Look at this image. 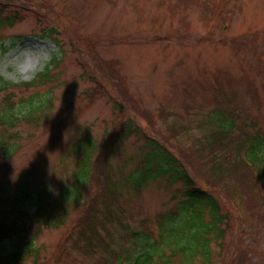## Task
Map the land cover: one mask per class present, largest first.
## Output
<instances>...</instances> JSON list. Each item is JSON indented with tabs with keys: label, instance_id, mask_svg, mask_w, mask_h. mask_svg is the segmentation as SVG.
Masks as SVG:
<instances>
[{
	"label": "rangeland",
	"instance_id": "374dc122",
	"mask_svg": "<svg viewBox=\"0 0 264 264\" xmlns=\"http://www.w3.org/2000/svg\"><path fill=\"white\" fill-rule=\"evenodd\" d=\"M7 17L12 27L2 24ZM49 30L58 46L43 38ZM53 61L47 83L0 91L1 117L22 119L29 104H46L30 123L0 126V142L17 145L10 160L0 154V222H22L25 230L2 242L0 258L33 241L31 254L18 264H115L112 251H83L81 207L70 209L59 229L40 234L34 221L13 215L21 191L31 195L23 201L31 217L36 192L43 198L48 190V213L63 207L60 194L73 182L79 159L72 149L81 138L90 136L95 145L92 164L106 158L82 198L89 201L108 184L121 194L118 221L99 234L114 251L136 254L130 232L158 239L159 215L176 211L182 201L178 187L162 180L139 191L127 188L144 156L142 135L177 157L202 187L190 151L215 131L212 114L232 116L236 137L245 127L264 138V0H0V78L30 83ZM127 118L141 135L121 140ZM208 184L225 217L211 264H264V186L234 206L224 190Z\"/></svg>",
	"mask_w": 264,
	"mask_h": 264
},
{
	"label": "trees",
	"instance_id": "16d2710c",
	"mask_svg": "<svg viewBox=\"0 0 264 264\" xmlns=\"http://www.w3.org/2000/svg\"><path fill=\"white\" fill-rule=\"evenodd\" d=\"M5 21L2 24L13 26L12 17L5 18ZM42 35L54 45H59L55 32L43 31ZM56 62L58 61H53L30 83L11 85L0 78V91L14 88L30 90L47 83L50 78V66H54ZM13 107L14 105L11 104L10 109L12 110ZM45 108V102L35 104L33 107L29 104L22 119L18 116L16 118L12 113L4 117L0 116V126L14 128L20 120L30 123L35 114L42 113ZM225 115L230 116L223 112L211 115L210 120L213 123L210 122L216 124L215 131L205 135L199 147L194 146L190 151L195 158L198 175L203 180L201 184L205 187L199 186L184 164L165 147L142 135L144 143L140 150L144 156L136 171L127 178L126 184L129 186L127 188L139 191L150 183L162 180L167 185L178 187L176 192L182 201L180 207L174 208L176 211L163 216L159 215L160 236L158 239L155 240L146 232H130L129 244L132 245L130 249H139V255L129 251L121 253L114 251V245L111 247L108 242L104 243V237L99 234V231H102L107 235V227L112 225V221L115 223L118 221L114 211H119L118 202L121 194L115 185L108 184L105 187L102 185L101 190L96 191L94 198L89 201L82 198L83 190L93 185L96 181V173L106 165L105 154L101 156L100 161L96 162V165H94L95 162L92 164L96 148L90 136L81 138L72 149L74 157L79 159V166L72 174V184L63 188L60 194V197L64 196L63 207L48 213V190L41 192L43 198L40 193L36 192L37 209L31 217L23 205V201L30 199L31 195L21 191L20 196L18 195L19 197L12 204L13 215L18 220L34 221L37 224V232L40 234L42 230L59 229L66 222L70 209L81 207L83 214L77 226L78 241L84 245L82 249L89 255L99 250L109 254L112 251V256L118 254L115 264L125 261L128 264H173V261L178 259L181 261L180 264H195L196 262L197 264H211V246L218 243L224 236L222 226L225 217L222 216L221 207L208 187V181L224 190L226 195L231 197L234 206L244 205L246 199L253 197L257 194L258 188L264 186L262 134L248 133L245 127H241L238 130L241 132L240 136H234L235 124L232 116L224 117ZM124 126L125 128L119 132L117 138L127 140L132 136L141 135L140 128L131 118L126 119ZM114 142L112 138L107 143L106 152L108 149L112 151ZM16 149L17 145L9 146L0 142V154L4 161L10 160ZM22 226V222L20 226L16 225L15 221L0 222V245L5 240L20 238L25 232ZM32 242L28 241L24 246L13 250L9 257L0 258V264L22 263L25 260L24 255L28 256L32 252ZM164 247H167L168 256Z\"/></svg>",
	"mask_w": 264,
	"mask_h": 264
}]
</instances>
